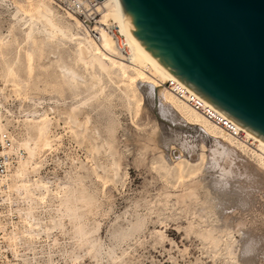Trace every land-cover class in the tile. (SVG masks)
<instances>
[{
    "label": "rangeland",
    "instance_id": "1",
    "mask_svg": "<svg viewBox=\"0 0 264 264\" xmlns=\"http://www.w3.org/2000/svg\"><path fill=\"white\" fill-rule=\"evenodd\" d=\"M99 25L0 0V129L18 147L0 264H264L259 158L104 70L81 46L99 55Z\"/></svg>",
    "mask_w": 264,
    "mask_h": 264
},
{
    "label": "water",
    "instance_id": "2",
    "mask_svg": "<svg viewBox=\"0 0 264 264\" xmlns=\"http://www.w3.org/2000/svg\"><path fill=\"white\" fill-rule=\"evenodd\" d=\"M142 48L264 141V0H119Z\"/></svg>",
    "mask_w": 264,
    "mask_h": 264
},
{
    "label": "bare ground",
    "instance_id": "3",
    "mask_svg": "<svg viewBox=\"0 0 264 264\" xmlns=\"http://www.w3.org/2000/svg\"><path fill=\"white\" fill-rule=\"evenodd\" d=\"M43 4H44L43 9H45L46 11H51V7L46 5L47 3L45 4L44 2ZM102 4L103 7L101 11L102 12L101 23L108 22L110 19H113L118 24L121 33L125 36L126 41L130 47V52H131L130 58L123 59L121 57L118 58L116 56L117 47L114 43V39L112 35L109 33V31L102 25L95 27V30H93L95 31V34L90 29H89L90 33L86 34L89 39V42L96 48V51L97 53H99V55L92 54L88 50V48H86V46L81 43L83 52L85 51L86 54L87 53L91 54V56L97 60V62L104 70H108L110 66L117 67L118 69H120L119 71H121L122 74L126 76L131 83H136V81H138L139 83L141 82V83L149 84L150 85L149 87H151V89L155 94V98L157 99V102L164 103L169 105L170 107H173L177 111V113L181 115L182 119L184 118V120H187V123L189 122L190 124L198 125L201 128H203L207 133H209L211 136L215 138H219L220 139L219 141L224 147L222 150L226 152L228 151L227 155H229V153L231 152L232 155L230 154V156H233L234 153H232V151H235V147L239 146L245 151H250V153L253 156L258 157L260 163L264 166V141L259 137L255 136L254 134H252L251 132H249L248 130H246L245 128H243L242 126H240L238 123L233 121L231 118L226 116L224 113L219 111L217 108H215L213 105H211L209 102H207L204 99L217 111V113L220 116L226 117L227 119L233 121V123H235L236 126L245 133L244 141H239L233 135L227 133L224 128L215 124L202 112L193 108L188 102H186V100L181 98L180 95H178V93L174 92L172 89H170V87H167L166 82L169 80H174L177 81L178 85L181 88L188 89L193 94L198 95L189 87H187L185 84H183L177 77H175L171 72H169L165 67H163L159 62H157L142 48V46L138 43V41L130 32L124 21L119 0H102ZM67 14H70L74 19L77 20L79 24L84 26L83 21L77 15L70 12H67ZM96 34L98 35V37H96ZM83 41L84 40H82L81 42ZM133 87L134 86H132V88ZM139 95L140 94L136 96L138 97ZM28 149L30 154L34 153L31 150V148ZM231 158L234 159L233 157ZM10 186L11 185H9V188Z\"/></svg>",
    "mask_w": 264,
    "mask_h": 264
},
{
    "label": "built area",
    "instance_id": "4",
    "mask_svg": "<svg viewBox=\"0 0 264 264\" xmlns=\"http://www.w3.org/2000/svg\"><path fill=\"white\" fill-rule=\"evenodd\" d=\"M56 3L63 10L77 15L83 23L95 24L101 21L102 0H56ZM101 25L108 29L112 28L110 31L116 40L120 52L124 56H130V47L118 24L113 19H110L108 22L101 23ZM96 37H98L97 34ZM166 84L193 108L202 112L218 126L224 128L227 133H230L236 139H245V133L233 121L220 116L202 97L193 94L188 89L181 88L177 81L169 80ZM17 150L18 147L10 132L0 129V193L5 192L9 188V176L16 160Z\"/></svg>",
    "mask_w": 264,
    "mask_h": 264
}]
</instances>
